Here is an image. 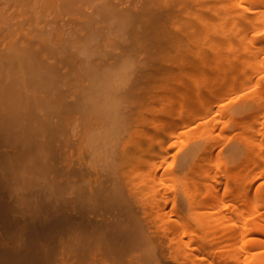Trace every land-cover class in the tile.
<instances>
[{
  "label": "bare ground",
  "instance_id": "6f19581e",
  "mask_svg": "<svg viewBox=\"0 0 264 264\" xmlns=\"http://www.w3.org/2000/svg\"><path fill=\"white\" fill-rule=\"evenodd\" d=\"M37 1L41 4V0ZM115 1L116 5L122 4V0ZM42 2L43 5L44 0ZM53 2L55 0L50 4ZM149 2L162 7L165 22L172 26L169 34H196L192 38L193 56L189 54L194 59L185 61L179 57L175 62L176 66L181 63V67L170 64L162 68L160 76L164 87L160 85L162 91L151 96L154 105L149 110L135 103L122 102V87L128 81L124 77L127 76L125 64L121 70L124 74L115 70L113 63L110 68L106 65L107 71H111V67L118 71H114V75L113 70L105 74L103 64L99 69L94 67L103 71L102 75H108H104V81V76L94 75L95 69L94 72L87 70L92 71V79L84 76L88 73L84 65L85 69L81 66L82 70H75L84 71L80 73L84 74L81 82L75 71L77 80L72 77L75 83L71 81V84L70 78L62 82V77L56 79L52 74L55 80L54 77L50 80H58L64 86L59 89L61 83L56 82L57 86L50 81L57 88L48 82L53 93L61 90L60 99L52 100L55 108L51 107V111L55 112L50 114L59 116L60 121L55 116L50 121L51 116L44 114L49 124L56 120V126L60 127L57 129L54 124L59 134L53 148L58 157V172L53 184L55 181L58 188L50 180L49 184L47 182L51 191L54 187L58 190L57 204L54 208L51 203L47 204L51 205L47 207L49 210L56 209H51L53 213L50 211L54 217L36 221L35 226V217L32 219L30 232L33 230L37 239L44 229L50 231L46 233L54 231L60 249L56 259L53 256L51 259L48 253L44 254L45 260L43 257L40 260L45 261L42 264H264V0ZM42 5L37 13L34 9L33 14L37 15L32 20L36 23L41 21L42 9L47 5L50 8L49 4ZM2 8L3 5L0 11ZM5 11L0 12V24L4 23L1 26L6 28ZM119 12L127 16L131 11ZM13 18L15 21L16 16ZM25 31L24 36L28 30ZM5 32L8 31L5 29ZM36 34L35 37L42 33ZM39 36L32 40L42 42ZM31 37L32 34L25 39ZM17 38L19 45L28 41L23 38V42L20 36ZM108 41L110 38L106 42L111 43ZM17 47L15 44L12 48ZM23 50L22 54L29 53ZM0 52L6 54L2 49ZM25 56L19 58L24 60ZM185 57L188 60V56ZM25 60L28 64L21 62L31 64L28 57ZM79 72L76 73L78 77ZM117 75L123 77L115 83V77L111 78L116 76L118 80ZM20 81L23 83V78ZM114 89L121 93L116 95ZM53 93L48 90V100ZM44 101L42 105L46 109L48 104ZM43 107L38 105L39 110ZM49 107L40 112L52 113ZM138 117L140 122L136 120ZM47 125L43 121L38 128L34 127L43 136ZM51 129L49 131L57 133ZM51 132H47L45 138ZM42 136L39 137L42 140L38 136L31 139L36 138L43 144L47 138ZM35 140H31V145L37 144ZM47 155L50 158L49 154L45 157ZM46 159L41 161L43 165L47 164ZM48 170L43 172L48 173ZM49 174L41 177V173L34 172L40 182V178L45 180ZM40 182H35L36 188L47 185L41 182V186ZM42 192L47 190L42 189ZM50 196L44 200L49 202ZM33 255L35 257V253ZM39 257L32 262L36 263V259L38 264Z\"/></svg>",
  "mask_w": 264,
  "mask_h": 264
},
{
  "label": "rangeland",
  "instance_id": "374dc122",
  "mask_svg": "<svg viewBox=\"0 0 264 264\" xmlns=\"http://www.w3.org/2000/svg\"><path fill=\"white\" fill-rule=\"evenodd\" d=\"M34 1L35 0H0L1 7L3 5L4 8H7L6 11L4 8L2 9L3 11H5L3 16L6 15V22L8 21L7 23L5 22V25L7 24L6 28L1 26L4 23L0 24V34L2 35L0 39L3 37L1 40L6 43H4L3 45V42L0 41V50L2 49V51L6 53L4 55L2 52H0V264H36V259L39 256V260L43 258L45 260V256L46 254L48 255V253L50 254L48 256H50L51 259H53L54 257L56 259L57 255H59L58 250L60 248L58 246V241L55 237L54 231L49 233L50 231L48 229H44L42 230L43 232H49L45 234L41 231V233L39 234L43 235H40L41 237H39V235L37 234V239L35 236L36 234L32 232L33 230H31L30 232L31 227L33 229L32 219L35 217V226L40 221H43L44 218H52L53 214H51V209L54 208V204H57L55 203V200L57 199L58 190H55V187L56 189L58 187L57 183L55 182V175L58 172V157L57 150L53 148H55V145L57 144V134H59V130L57 129H60L59 126H56L58 125V122L55 121L59 120L60 118L58 119L59 116L57 117L54 114L56 120L53 121V124H51V122V125L49 124V119L50 121L54 119V116H51L55 112L51 111V107H53L52 109L55 108L54 106H52V102L56 99V97L57 100L60 99L61 90L56 92L55 89H53L54 92H56L53 93L52 88L56 85L58 86L57 83H61L59 89H62L64 88L62 82H66L68 80H70V84L71 81L73 83L74 79L72 77H74V73L76 72L75 70L76 68H80L81 66L84 69V66H87V68L84 70L85 72L87 70L93 71L95 69L94 75L98 74L96 76L100 77L102 75L101 72L103 71L99 70V75V71L97 70L99 69V66L102 67V64L105 65L102 68H104L106 72L105 74L108 75L109 73L107 72H111L112 70V73L115 70H118L120 71V73H122L121 70H123V65L125 64L124 66H126L127 70H125L124 68V71L127 72V76L124 77H127L128 79L126 78V80L128 81H125L127 83H124V81L122 82L124 83V88L122 87L123 93L121 94L123 95L121 97H124V100H122V102L125 101V103L127 102V104H129L130 102L135 103L138 107H143L145 110H149L154 105L152 104L153 102H151V96L154 93L156 95V92L159 94L162 91L161 86L164 87L163 84L161 85L162 78L160 76L162 68L167 67L170 64H172V66H174L175 68L181 67V63H178L179 65L176 66L177 64L175 62L177 58L179 59V57L182 59L185 58V61H191L194 59L190 57L189 54H192L195 50L194 44L192 43V38L196 34L192 36L188 34L187 36H177L173 33L169 34L168 31H171L170 29H172V26L169 22H165L166 17L164 15L162 7L155 6V4L149 2V0H122V4L117 5L115 0H111V2L110 0H108V2L107 0H55L56 4L55 2H53L52 5L50 4L52 0H44L43 5V0H41V4L37 0V2ZM45 1L47 2V4H49L50 8H48V5ZM109 2L112 6L109 4ZM36 3L38 5H36V7H33L32 5L35 6ZM53 4H55L54 7ZM40 5H45L46 7L44 8L45 10L42 9L41 17L39 16L41 18H39L41 21H38L36 23L34 20V15L37 14H33V12L34 9H36L35 13H37L36 11H38V9H41ZM51 6L53 8H51ZM102 7L103 9L105 7L106 10H103ZM111 8L113 10H111ZM175 8L177 9V7ZM128 9L131 12H127V16H124V14L126 13L120 14L121 12H119V10L124 11ZM28 12H31V14L29 15H33L31 17L28 16ZM128 13L130 14V16ZM19 14H22L24 18L20 17ZM12 16H16L15 21ZM32 17L34 18L33 20ZM21 18L23 19L21 20ZM39 19H36V21ZM32 21L34 24H32ZM18 22L20 23V25L26 26H24V29H26V31L28 30L27 35H23L24 29L22 26L18 25ZM13 25H16L15 27H20L16 29ZM8 28L15 29L9 30ZM20 28L21 30H23V34L19 32L21 31ZM5 29L8 32H5ZM14 30H16V34L13 33ZM41 30H44V32ZM38 31L42 33V36L38 34V36L40 35V41L42 42L37 41V39L32 40V38H38V36L35 37ZM56 31L60 33H56ZM28 32L33 35V37L29 38L30 40L28 38L25 39L26 36L29 37L31 35ZM33 32L35 33L33 34ZM6 33L9 34V36L6 35ZM14 34L15 42H13L12 40ZM17 34H22L19 35L20 38L23 36L21 38L22 41L23 38L26 41L28 39L27 43H29L31 46L28 44V46L26 47L27 43H22V41V45H19L20 43L17 40V37L19 36L16 37ZM107 35L110 37H108ZM106 36L108 39L110 38L111 41L108 42L111 43L108 44L106 42L108 40L106 39ZM5 37L8 38V42L6 41L7 38ZM44 37H46L45 41L42 40V38ZM50 37L52 38V41L50 40ZM104 41L105 44L103 43ZM12 44L13 46H15L16 44V46H18L17 49H20L21 47H29L30 49L33 47V50L30 49L33 51V53L32 51L30 52L29 49H24L26 50V52L28 50L29 53L22 54L21 50H23V48H21L18 52L16 48H12ZM2 46L5 47L3 48ZM46 48H48L49 50H47ZM9 49L13 50V52ZM24 50L23 53H25ZM7 52H10V54H8ZM14 52L16 53L15 56L13 55ZM1 53L3 54L2 56ZM21 55L22 57L26 55L25 58H22L24 60H21L19 58V56L21 57ZM185 56H188V60H186L187 57ZM191 56H193V54ZM27 57L31 60V64L29 65H27L28 60H25ZM189 58L192 59L189 60ZM19 59L23 62L25 61L27 64L22 63ZM92 59L93 61H98L97 63H100V65H97L95 61L94 62L98 67L94 65ZM182 59H180V61ZM184 60L182 61L184 62ZM88 61L92 62L94 66L92 64H89ZM112 63L114 65H112L113 68L116 66L115 70L111 67V71H107V68H110V64ZM182 64L185 65L184 63ZM91 65L93 67H89ZM106 65L109 66L107 67ZM82 68L80 69L82 70ZM84 71L76 72H79V77L77 76L78 74L76 75L75 73V76L77 78H80L79 81L82 79V75H84L80 73H84ZM118 71L115 72L118 73ZM91 72L85 73L86 75L84 76L89 75L90 78L92 76L94 77ZM52 74L56 77V79L61 80L60 77H62V82H58V80L56 81L57 83L52 82L55 80V77L52 76ZM122 74H124V72ZM64 75L69 76L64 77ZM104 75H102L101 77H103ZM111 75L112 74H110V76ZM89 76L87 78H89ZM105 76L103 77L104 79L102 78L103 80L101 79L102 81L106 79ZM52 77H54V80H50ZM76 77L74 78L76 79ZM113 77H115L114 82L116 83L117 81H121L120 78L123 76L121 75L120 77L117 75L118 80L116 79V76H112V78H110L113 79ZM21 78H23V83L20 81ZM63 78L65 79L63 80ZM100 78L96 79L99 83ZM83 79L86 80L85 78ZM50 81L54 84L56 83V85L54 86V84H52ZM48 82H50V84L53 86L51 88V85L49 84L50 89L48 87ZM68 83L69 82L64 84ZM122 83H119L118 85L122 86ZM41 84H45L47 88ZM159 87H161L160 90ZM45 89L51 90V92L53 93L51 99L49 100L47 98L50 95L48 94V90L47 92L44 91ZM100 90L104 91L103 88H101ZM100 90H98L97 92L102 94V91ZM115 91L116 90L114 89L113 92L116 95L120 92ZM93 93H95L94 89ZM43 101L47 102L48 105L45 104L47 105L45 107L48 108V106H50L48 110H50L52 113L48 114V112H40L44 111L45 109L42 105ZM122 104L124 105V103ZM38 105L39 107L42 106L43 110H39ZM57 110L59 112V108L57 109L56 106V112ZM37 111H39L40 113ZM44 114L48 116L51 114V117L48 119L44 116ZM41 115L43 116L41 117ZM136 120L140 122V117H138ZM43 121L46 125L48 121L49 125H47L46 128L44 126L45 131L43 130L44 135L42 136V133L37 128L41 123L43 124ZM54 124L57 127V131L54 130ZM34 126L37 128H35ZM39 128L41 129V127ZM50 128H53L51 130L57 133L54 134L49 131ZM32 132L35 135H33ZM47 132L52 133L49 137H46L47 142L45 140L44 142H42L43 144L37 142L36 136H38V139L39 137L41 138V136L45 138V136H48L46 135ZM31 137L36 138L31 139ZM49 139H51V141H49ZM31 140H35V143L37 144H33L34 146L31 145ZM40 144L43 146H41ZM43 147L44 149L46 148V150H43ZM47 148L50 150H47ZM45 151H47L46 154H49L50 158L48 157V155L47 157H45ZM40 153L42 154L43 158H41V155V157L39 158ZM45 159L47 161V166L41 163V161H45ZM40 164L43 165V168L44 166L47 167H45L46 171L47 169H49L48 173L43 172L45 171L43 168L42 170L40 169V166H42ZM34 172H37V175L39 173H41V175L45 173L44 175L46 176H48V174L52 172V174L54 175L51 176L50 173V176L48 178L45 177V180H47L46 184L47 182L49 184L48 180H50V183L52 184L53 180H55L54 184H56V186L54 187V190L51 191V185L50 187H48V184L46 185L42 182L44 178L43 180L40 178L41 182L50 189H47L46 186L42 188L39 186L36 188L37 183L35 182L40 181L38 179L39 177L34 175ZM44 175L41 177H44ZM50 177H54L55 179H52ZM36 189H38L40 192H37ZM42 189L44 191L47 190V192H42ZM48 190L50 191V193L48 192ZM46 196L52 197L53 200L52 198H50V200L52 201H45L44 199L46 198ZM50 203L53 207L49 210L47 207H51V205L49 206L47 204ZM46 209L47 211H45ZM40 212H42L43 214ZM36 218L37 220H35ZM44 247L45 249L47 248L46 253L44 252ZM49 247H51V251L48 250ZM39 250L43 251V253ZM34 253L36 257V263H33V260L35 258L33 255ZM44 260H40L41 264L42 261L45 262Z\"/></svg>",
  "mask_w": 264,
  "mask_h": 264
}]
</instances>
